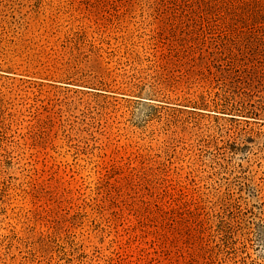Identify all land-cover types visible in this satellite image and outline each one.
Masks as SVG:
<instances>
[{"label":"rangeland","instance_id":"rangeland-1","mask_svg":"<svg viewBox=\"0 0 264 264\" xmlns=\"http://www.w3.org/2000/svg\"><path fill=\"white\" fill-rule=\"evenodd\" d=\"M0 264H264V0H0Z\"/></svg>","mask_w":264,"mask_h":264}]
</instances>
